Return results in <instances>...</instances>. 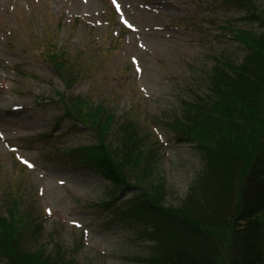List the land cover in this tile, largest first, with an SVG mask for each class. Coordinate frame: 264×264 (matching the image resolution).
Wrapping results in <instances>:
<instances>
[{
	"label": "rangeland",
	"instance_id": "obj_1",
	"mask_svg": "<svg viewBox=\"0 0 264 264\" xmlns=\"http://www.w3.org/2000/svg\"><path fill=\"white\" fill-rule=\"evenodd\" d=\"M258 4L264 12V0ZM234 5L0 0V211L6 212L9 192L19 186L43 225L40 244L53 251L60 244L81 264H144L136 258L150 255L154 242L142 231L146 225L123 214L125 199L139 190H115L95 164L70 152L97 137L63 118L60 94L103 102L117 123L131 116L150 130L158 152L154 182L166 185V205L180 206L199 185L205 161L195 143L177 140L170 122L189 111L184 102L208 99L215 57L245 58L244 46L225 27L260 32V22ZM53 42L74 64L73 76H80L71 88L46 57ZM0 264L12 263L0 257Z\"/></svg>",
	"mask_w": 264,
	"mask_h": 264
},
{
	"label": "trees",
	"instance_id": "obj_2",
	"mask_svg": "<svg viewBox=\"0 0 264 264\" xmlns=\"http://www.w3.org/2000/svg\"><path fill=\"white\" fill-rule=\"evenodd\" d=\"M229 1L246 9L248 19L258 20L260 32L225 27L244 46L245 58L215 57L207 73L208 99L184 102L189 111L174 114L170 122L177 140L195 143L205 161L197 183L201 194L194 184L180 206L166 205V185L154 182L158 152L150 130L131 116L117 123L103 102L60 94L63 118L97 137L96 143L70 152L95 164L115 190H139L136 198L125 199L123 214L146 225L142 231L154 242L150 255L136 258L144 264H264V12L258 0ZM52 44L46 57L71 88L80 76H73L74 64ZM4 208L1 258L12 264H81L60 244L53 251L49 243H39L43 225L25 205L19 186L9 192Z\"/></svg>",
	"mask_w": 264,
	"mask_h": 264
},
{
	"label": "snow or ice",
	"instance_id": "obj_3",
	"mask_svg": "<svg viewBox=\"0 0 264 264\" xmlns=\"http://www.w3.org/2000/svg\"><path fill=\"white\" fill-rule=\"evenodd\" d=\"M25 163H27V162H25ZM28 166H29V167H32V165H30V164H29Z\"/></svg>",
	"mask_w": 264,
	"mask_h": 264
}]
</instances>
